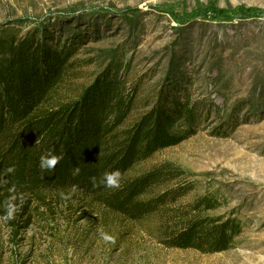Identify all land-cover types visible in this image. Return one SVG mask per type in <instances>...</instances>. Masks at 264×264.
Here are the masks:
<instances>
[{
  "label": "rangeland",
  "instance_id": "1",
  "mask_svg": "<svg viewBox=\"0 0 264 264\" xmlns=\"http://www.w3.org/2000/svg\"><path fill=\"white\" fill-rule=\"evenodd\" d=\"M7 29L71 48L73 70L52 105L82 98L104 76L125 78L136 91L125 127L162 94L187 98L195 133L129 176L164 165L180 170L182 183L195 187L183 202L211 195L221 205L209 214L238 217L243 232L223 253L169 249L158 241L156 218L133 223L81 193L59 192L18 200L13 225L0 218V264L264 261V0H0V32ZM190 125L179 121L173 132Z\"/></svg>",
  "mask_w": 264,
  "mask_h": 264
},
{
  "label": "trees",
  "instance_id": "2",
  "mask_svg": "<svg viewBox=\"0 0 264 264\" xmlns=\"http://www.w3.org/2000/svg\"><path fill=\"white\" fill-rule=\"evenodd\" d=\"M70 50L41 45L34 36L22 38L8 29L0 32V172L15 168L7 182H0V218L11 196L17 203L23 197L70 192L77 185L75 193L133 223L156 218L158 241L166 248L203 254L232 250L243 232L241 220L211 216L221 205L211 195L183 202L195 190L193 182L182 183L184 172L164 165L129 176L138 162L195 133L196 110L188 99L176 92L162 94L150 112L125 127L136 91L128 90L125 78L104 76L82 98L52 105L57 88L73 70ZM179 121L191 124L188 133L173 132ZM50 151L63 159L54 171L45 172L40 157ZM78 166L80 174L74 176ZM117 169L119 188L93 186L91 177L99 181L104 172ZM29 207L25 201L22 213Z\"/></svg>",
  "mask_w": 264,
  "mask_h": 264
},
{
  "label": "clouds",
  "instance_id": "3",
  "mask_svg": "<svg viewBox=\"0 0 264 264\" xmlns=\"http://www.w3.org/2000/svg\"><path fill=\"white\" fill-rule=\"evenodd\" d=\"M39 140V139H38ZM37 140V142H38ZM63 159L62 155H57L54 151H50L47 154L41 155L40 157V164L39 167L42 171L45 172H52L54 171L56 165L60 162V160ZM80 167H76L73 169L72 174L74 176L80 174ZM15 168L13 166L8 167L4 172H0V182H7L5 180V177L7 174L14 173ZM120 178H121V172L117 170L113 171H106L104 172L100 178L99 181H97V178L95 176L91 177V182L94 187H100L103 186L105 188H119L120 187ZM78 186L73 185L70 189L71 193H75L77 191ZM12 191L14 192L15 189L13 188ZM68 197L65 196V199ZM16 197L11 196L8 200L4 202V210L5 214L2 217L5 221H10L14 219V215L17 209V205L15 203ZM101 238L106 242H114V237L105 232L103 229H99Z\"/></svg>",
  "mask_w": 264,
  "mask_h": 264
},
{
  "label": "bare ground",
  "instance_id": "4",
  "mask_svg": "<svg viewBox=\"0 0 264 264\" xmlns=\"http://www.w3.org/2000/svg\"><path fill=\"white\" fill-rule=\"evenodd\" d=\"M245 261V260H244ZM246 264H247V262H246ZM250 264V263H249ZM256 264H264V261H258Z\"/></svg>",
  "mask_w": 264,
  "mask_h": 264
}]
</instances>
